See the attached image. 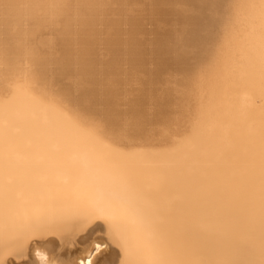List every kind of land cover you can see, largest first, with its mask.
<instances>
[{
    "label": "bare ground",
    "instance_id": "obj_1",
    "mask_svg": "<svg viewBox=\"0 0 264 264\" xmlns=\"http://www.w3.org/2000/svg\"><path fill=\"white\" fill-rule=\"evenodd\" d=\"M0 264H264V0H0Z\"/></svg>",
    "mask_w": 264,
    "mask_h": 264
},
{
    "label": "rangeland",
    "instance_id": "obj_2",
    "mask_svg": "<svg viewBox=\"0 0 264 264\" xmlns=\"http://www.w3.org/2000/svg\"><path fill=\"white\" fill-rule=\"evenodd\" d=\"M247 99H249V98H247ZM250 99H253V100H251V101H253L252 102V104L253 105H255L257 102H258V104H260L259 102H261V99L260 98H258L257 99V97H252V98H250ZM249 99V100H250ZM255 99V100H254ZM246 100V99H245ZM249 100H246V102L247 103H250V101ZM257 105V104H256ZM73 157H74V159H76L75 158V155H73ZM72 157V158H73ZM70 159H71V156H70ZM78 159L80 160L81 159V161L80 162H82V158L80 157H78ZM71 161H73V159L71 160ZM76 160H74V162H75ZM77 162V161H76ZM79 162V163H80ZM80 164H82V163H80ZM65 174V173H64ZM63 173H61V174H59V176H60V178H59V176H58V179L60 180V181H62V182H59L60 184H62L63 183V185L64 184H67V183H69V182H66L67 180L69 181L70 180V176H69V174H68V178L66 179V178H64L66 175H64ZM94 178V177H93ZM63 179V180H62ZM78 179H79V177H78ZM77 179V180H78ZM95 179H97L96 177H95ZM95 179H91V183L89 182V184L87 183L86 185L84 184L83 185V183L82 182H80V180L81 179H79V184H77V181H76V183H74V184H76L77 186H79V187H81V190H83L84 192L86 191V190H88L89 191V189H87V188H91V190H93V188L92 187H94V189L95 190H97V192H99L102 196L104 195L105 197H106V195H110V194H108V193H110L111 191H112V187H109V185H107V184H105V182H103L100 178V180L98 179V181L100 182V184H98L97 183V180H95ZM66 180V181H65ZM93 180H95L94 181V183L96 184H98V185H100V186H98L97 184L95 185V184H93ZM109 187V190H110V192H106L107 190H106V188H108ZM110 188H112V189H110ZM86 189V190H85ZM101 189V191H99V190ZM80 190V192H81V196H84V197H80V195H79V200L75 197V199H73V201L75 202V204H74V202L72 201V205H61L60 203H58V205L56 206V207H51V206H47V207H44V209L42 208V210L41 211H43V212H48V214L47 213H45L44 214V216H41L40 217V219H39V217H36V219H35V221L34 220H30L32 223H30V221L29 222H27L28 224H25L26 225V227L25 226H23L24 228H23V230H22V227H18V229L16 228L14 231H15V233L16 234H18V235H20L21 237H22V235H23V239H24V241H25V239H26V241L28 240V237L27 236H30V238L32 237V234H33V238L35 239V241H37L36 239L38 238V240L41 238H43L44 237V233H45V231H43V230H41V228H47L48 230L47 231H49L52 227H54L55 225H57V224H59V223H63V222H68L67 220H69V221H74V219L73 218H75V220L77 219L76 217H78L79 216V219L80 218H83V219H80V224H82L88 231H94L95 233H97L99 236H101V237H103V238H105L103 235H104V232H105V229L108 227V228H112L113 230H115L116 229V233H118V234H120V232L122 233V227H120L121 228V230H119V229H117L120 225H122L123 223L122 222H124V225H130V226H124V227H126V229L127 230H125V228L123 227V231H124V234H126L127 233V236H129L132 240L134 239V234L133 233H135L134 231L135 230H133L134 228H135V225L134 226H132L131 227V223H129L127 220H129L130 218L129 217H127V216H125V214H123V213H120V215H119V212H118V210L119 211H123L124 213H125V211L126 212H132V209L130 210V208H129V206L130 205H128V204H130L128 201H127V199L125 198V196L124 195H127V193L125 194V193H122V191H121V193L122 194H124V195H121V193H120V191L117 189H113V191L111 192V195L113 196L114 195V197H112L111 195L109 196V201L108 202H106V204L108 205H106V206H103V207H101L102 205H98V206H100V207H98L97 206V204L100 202V203H102L103 202V199H102V201H99V199H96V198H99L101 195L100 194H98L96 191H94V195H93V192L92 191H90L89 193L86 191L85 193L84 192H82ZM102 190H106L105 191V193H104V191L102 192ZM115 191L117 192L118 191V194H117V196H116V194H115ZM95 192L97 193L96 195H99L98 197H95L96 195H95ZM102 192V193H101ZM104 193V194H103ZM107 193V194H106ZM120 193V194H119ZM83 194V195H82ZM85 194H86V196H85ZM92 194V195H91ZM88 195H91V196H88ZM121 195V196H120ZM95 197V199L97 200H95L94 199V197ZM102 196L100 197V198H102ZM103 196V197H104ZM119 196V197H118ZM88 197H90L89 198V200H88ZM111 197H112V200L113 201H111ZM118 198V199H116V198ZM81 198V199H80ZM108 198V197H107ZM120 198V199H119ZM83 199V200H82ZM91 199V200H90ZM93 199V200H92ZM124 199V200H123ZM75 200H78V201H75ZM97 202H95V201ZM101 200V199H100ZM80 201H82V202H80ZM92 201V203H90ZM76 202H78V205H77V203ZM113 202V203H112ZM51 203V202H50ZM96 203V204H95ZM90 204V205H89ZM128 207V209L130 210H128L127 208L125 209L124 207H125V205ZM76 205V206H75ZM89 205V206H88ZM94 205H96L97 206V208H96V206L94 207ZM103 205H105V203L103 204ZM66 206H68V207H66ZM80 206V207H79ZM123 206V207H122ZM131 207V206H130ZM100 208H102V209H100ZM105 208H107L108 209V211H113V208H115L114 209V213L117 211L118 212V217H116L117 216V214H112V213H109L108 211H107V209H106V211H104L105 210ZM53 211H55V212H53ZM123 209V210H122ZM33 210H35V212L36 211H38V212H41V211H39V210H36V209H33ZM47 210V211H46ZM32 212H34V211H32ZM50 212H53V214L50 216ZM66 212V213H65ZM69 212V213H68ZM72 212H73V215H72ZM77 212V213H76ZM111 214L110 216H109V214ZM116 212V213H117ZM50 213V214H49ZM68 213V214H67ZM79 214V215H78ZM122 214V215H121ZM50 217H49V216ZM66 215H68L69 217H67V219H66ZM71 215V216H70ZM77 215V216H76ZM74 216H76V217H74ZM122 216V217H121ZM50 218V219H48V218ZM53 217V218H52ZM112 217V218H111ZM120 217V218H119ZM46 218V219H45ZM52 218V219H51ZM114 218V219H113ZM34 219V218H33ZM39 219V220H38ZM62 219V220H61ZM65 219V220H64ZM79 219H77L76 221L79 223ZM113 219V220H112ZM123 219V220H122ZM58 220V221H57ZM60 220V221H59ZM119 220H122L120 223H119ZM46 221H47V223H46ZM130 221V220H129ZM132 221V220H131ZM86 222V223H85ZM126 222H128V223H126ZM133 222V221H132ZM41 223H42V225H41ZM49 223V224H48ZM50 223H52V224H50ZM54 223H55V225H54ZM86 224V225H84V224ZM88 223V224H87ZM114 223H116V225H114ZM29 224H30V226H29ZM37 224H39V225H37ZM120 224V225H119ZM40 225H41V227H40ZM43 225H45L44 227H43ZM49 225V226H48ZM109 225V226H108ZM119 225V226H118ZM48 226V227H47ZM112 226H115V227H112ZM116 226H118L117 228H116ZM128 227V228H127ZM37 228H39V229H37ZM115 228V229H114ZM130 228H131V230H130ZM20 229V230H19ZM31 231H30V230ZM129 229V230H128ZM26 230V231H25ZM36 230H37V232H36ZM46 230V229H45ZM16 231H18V232H16ZM20 231V232H19ZM36 233H35V232ZM38 231H43V232H38ZM120 231V232H119ZM125 231H127L126 233H125ZM20 233H23V234H20ZM43 233V234H42ZM31 234V235H30ZM39 234V235H38ZM46 234V233H45ZM123 234V235H124ZM133 234V235H132ZM34 236H36V237H34ZM38 236V237H37ZM41 236H43V237H41ZM133 236V237H132ZM29 238V240H28V242L27 243H29L31 240H34L33 238L32 239H30ZM135 239H136V237H135ZM26 241H25V243H26ZM11 259L9 258L8 259V261L7 262H9Z\"/></svg>",
    "mask_w": 264,
    "mask_h": 264
}]
</instances>
